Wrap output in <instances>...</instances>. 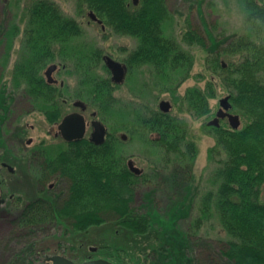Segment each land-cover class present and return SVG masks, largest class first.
Listing matches in <instances>:
<instances>
[{"label":"trees","instance_id":"obj_1","mask_svg":"<svg viewBox=\"0 0 264 264\" xmlns=\"http://www.w3.org/2000/svg\"><path fill=\"white\" fill-rule=\"evenodd\" d=\"M236 1L247 24L243 33L221 42L208 29L206 37L188 19L182 36L188 45L204 48L210 40L215 41L209 62L215 73L219 71L223 86L230 92L231 109L247 119L238 128L227 124L208 127L215 138L212 150L224 156L211 172L208 179L212 188L200 195L199 214L185 232V254L191 264H264V0ZM75 2L79 13L93 11L113 31L138 38L128 61L132 67L150 65L156 84L172 91L177 107L200 117L211 112L209 98L216 95L215 82L204 89L190 86L184 94H174L190 76L195 56L174 33L175 16L167 0H139L138 4L133 0ZM22 19L23 27L16 17L6 24L0 22V44L5 42L0 61L3 66L11 56L15 37L19 34L23 37L12 68L11 90L6 93L0 87L1 129L13 112L10 104L16 91L30 108L45 113L48 122L60 121L63 105L44 75L47 64L58 57L54 44L59 43L64 45V55L59 57L65 60L68 55L75 63L69 73L75 75L77 84L70 89L69 100L84 99L112 132L101 144L85 136L55 143L44 140L31 150V158L37 155L42 177L39 182L47 187V182L55 178L58 190L26 201L18 195L16 200L23 201L19 210L13 213L5 209L6 219L18 231L0 242L6 244L4 251L7 250L3 251L0 264H43L45 255L36 249V242L52 230L87 231L113 221L136 235L147 234L153 226L152 214L147 209L145 192L140 198L138 190L150 182H161L160 176L164 180L176 172L168 174V170L157 167L150 173L134 172L125 160L122 142L115 131L126 130L134 137L160 146L169 155L168 161L174 163L186 155L192 159L197 153L195 141L187 139L188 121L171 111H158L150 102H122L115 98L109 75L97 72V57L103 49L80 40L85 33L81 22L64 13L54 0H32L24 8ZM226 55L237 57L223 62ZM151 133L158 135L152 138L148 136ZM186 176L190 177V171ZM215 215L230 238L219 241L214 252L208 253L209 263L205 251L200 249L207 240L199 231ZM15 233L20 237L18 247L12 246ZM103 247L111 249L107 245ZM111 250L120 262L117 264H136L126 249ZM63 254H67L65 249ZM147 259L146 254L145 264H168L156 249L152 250L150 261Z\"/></svg>","mask_w":264,"mask_h":264},{"label":"rangeland","instance_id":"obj_2","mask_svg":"<svg viewBox=\"0 0 264 264\" xmlns=\"http://www.w3.org/2000/svg\"><path fill=\"white\" fill-rule=\"evenodd\" d=\"M31 1L0 0V22L6 24L10 19L16 17L20 27H23L22 16L24 8ZM54 1L64 13L74 16L82 23L85 33L80 37V40L84 43H91L94 47H101L105 53H109L119 60H122L138 44L139 40L136 36L117 33L109 26H106V30H103L100 24L91 20L87 13L88 10H85V13L77 11L75 0ZM167 2L175 16V35L183 42L185 48L191 50L195 56L190 76L175 90L174 94L182 95L190 86H198L204 89L207 85L210 87V84L215 82L217 84L216 95L209 98L211 112L207 117H200L190 113L184 107H177L173 102L170 89L165 88L164 90L160 88L161 84L157 85L155 78L148 79V69L143 73L139 72V80L134 81L131 78L123 85L118 86L115 90V95L122 102H127L128 100H132L134 103L149 101L154 104L155 108L159 106L161 99L171 100V112L177 117L179 116L188 121L189 132L187 139L196 142L197 153L192 159L186 155L172 163L171 160L168 161L169 155H166L165 150L160 146H154L151 142L143 141L139 137L133 136L134 138H131V135L126 130H116L118 131H115L117 135H121L122 132L128 134V137L122 141L126 162L131 157L136 165L143 168L144 172L147 173L154 172L155 167L160 170H168L166 172L168 174L176 172L175 175L167 176L164 180L160 176L158 181L161 182H150L138 190V196L141 198L143 192H145L144 196L148 200L147 209L151 212L153 219L151 230L145 235H136L130 230L123 228L118 222L113 221L91 227L87 231L59 233L57 230H50L51 232L41 235L36 242V249L41 250V253L45 256L56 253L63 254L65 249L67 253L65 255L75 258L76 260H74L77 263L92 258H106L117 264L120 262L113 255L111 249L123 248L134 258L136 264H145L143 257L147 254V261H150V254L153 249H156L162 258L167 259L168 264H191L190 257L185 254L187 243L185 232L191 229L192 221L199 214L198 202L200 195L207 189L212 188V184L208 179L211 172L218 165V160L224 156V154L212 150L215 146V138L206 129L205 123L210 119L211 113L216 112L220 106V99L230 95V92L223 86L219 71L215 73L211 62H209V55L216 45L213 43L215 41L210 40L207 48L199 45L191 46L182 40L183 31L189 19L206 37L208 29L219 40H222L221 42H224L229 37L232 38L237 34L243 33L247 29V24L236 0H167ZM19 41L20 35L15 38V45L6 66H3L0 62V87H4L2 91L10 90L12 86V68L16 58H18ZM4 53V46L0 44V61H2ZM236 57L226 55L222 60L223 62H228ZM98 71L102 74L106 73L101 67L98 68ZM58 75L60 79L69 82L71 88L76 86L77 79L74 74L60 71ZM144 80L148 81L146 85ZM14 99L10 104L13 112L4 121L6 124L2 126V129L0 126V162L6 161L14 169L11 172L5 167L0 168L3 195L6 198L9 195L14 196L12 198L9 197L0 205V242L6 237H10L13 232L18 231V228L10 220L6 219L5 209L16 213L24 200L26 201L37 195L48 196L47 192L45 190L43 192L41 189L43 186L39 184V180L42 178L40 176V167L38 159L30 157L31 150L34 149L36 144L44 140L52 143L59 141V137L54 134L56 130L53 131V128L51 129V124L43 114L31 111L30 106L19 92H16ZM68 105L69 107L71 106V100ZM93 109L95 108L91 107L88 109V118H90V112ZM232 112L235 111L232 110ZM222 122L223 124L227 123L226 120ZM246 122V117L242 115L241 126ZM32 125L33 128H31ZM107 127L111 130L109 125ZM91 129V127H88L87 137ZM148 136H151V134ZM30 137L33 138V142L27 144L26 140ZM187 171H190L189 178L186 176ZM51 180L54 179L52 178L49 181ZM18 195L22 197L23 201L18 202L16 200ZM262 200L264 201V184L262 186ZM199 234L204 240H207L205 241L206 244L203 243L201 245L200 249L205 251V257L209 263L208 253L210 251L214 252L220 243L219 241L225 242L230 238L216 215L204 223ZM15 235L12 246L18 247L20 237L16 233ZM212 243V247L207 248ZM4 245H0V261H2L4 256L3 251L6 244ZM71 245L74 246V249L71 248ZM105 245L111 249H104L103 246ZM91 246L97 248L91 250Z\"/></svg>","mask_w":264,"mask_h":264},{"label":"flooded vegetation","instance_id":"obj_3","mask_svg":"<svg viewBox=\"0 0 264 264\" xmlns=\"http://www.w3.org/2000/svg\"><path fill=\"white\" fill-rule=\"evenodd\" d=\"M139 3V1L137 2V3H134V4H138ZM89 12V11H88ZM74 17V16H73ZM75 18V17H74ZM77 19V18H76ZM78 20V19H77ZM91 20H93V21H95V22H97L98 24H100V26H101V28L103 29V30H106V24L103 22V21H98V20H95V19H93V18H91ZM79 21V20H78ZM80 22V21H79ZM82 24V23H81ZM20 35V41H19V48H20V46H21V43H22V41H21V39L23 38L22 37V34H19ZM131 35V34H130ZM16 38V37H15ZM77 40V39H76ZM76 42V41H75ZM74 42V43H75ZM77 44H80V42H76ZM3 46H4V50H5V42L4 43H1ZM14 45H15V40H14ZM138 45V44H137ZM137 45H136V47H137ZM54 47H55V50H56V53H57V59L56 60H54V61H52V62H50L49 64H47V66L45 67V69H44V75H45V77H46V82L48 83V84H50L51 85V87H53V90H55L56 89V94L58 95V100H60L61 101V103H62V105H63V116L61 117V119L66 115V114H68V113H70V112H73V111H81V109L78 107V106H75L74 105V101L75 100H77V99H82V98H73L72 100H71V106L69 107V99H70V97H69V92H70V89H71V84L69 83V82H66V81H64L63 79H60L59 78V75H58V73L60 72V71H63V72H66V73H68L69 74V70L70 69H74V67H75V63H74V61L68 56V55H66V58H65V60H62L60 57H59V55H64V45H60L59 43H55L54 44ZM135 47V48H136ZM97 49H101V47H96ZM135 48H133L132 50H130L127 54H126V56L124 57V58H122V60H119V59H116L115 57H113L111 54H109V53H105L104 51H103V53L101 54V56L100 57H97V72H99L98 71V68H103L104 66H105V68L107 69V71L105 70V72H107V73H104V74H108L109 75V77H110V79H111V81H112V84H113V87H114V89H113V95L115 96V98H117L118 100H119V98L115 95V90H116V88L118 87V86H120V85H123L126 81H129L131 78L134 80V81H137V80H139L138 79V75H139V72L140 73H143V72H145L147 69L149 70V75H148V79H152V78H154V75H153V73L151 72V67H150V65H148V64H142V65H139V66H134V67H132V65L130 64V62L128 61V57H129V55L131 54V52L135 49ZM19 51V50H18ZM12 52V51H11ZM107 56H111L112 58H114L115 60H117V61H119V62H121V64L123 65V67H124V78H123V80L122 81H120V82H117L116 80H114L113 79V73H112V71L108 68V66H107V63H106V60H107ZM131 61V60H130ZM53 63H55V64H57V67L55 68V69H53V73H52V75H53V77L56 79V80H54V81H49L48 80V77H47V75H46V69H47V67L49 66V65H51V64H53ZM70 65H72L71 67H70ZM103 66V67H102ZM100 73V72H99ZM100 74H102V73H100ZM144 83H145V85L148 83V81H146V80H144ZM144 83L143 82H141V84L142 85H144ZM12 87V86H11ZM10 87V88H11ZM11 90V89H10ZM10 90H7V91H5L4 90V92H9ZM17 92V91H16ZM16 92H14L15 94H16ZM13 93V98H15V94ZM15 100V99H14ZM82 100H84V99H82ZM163 99H161L160 100V102L162 101ZM169 100V99H168ZM85 101V100H84ZM171 101V100H170ZM128 102H133L132 100H128ZM146 103H148L149 101H145ZM145 102H137V103H145ZM160 102H159V106L156 108V110H158V111H162V112H165V111H163L161 108H160ZM134 103V102H133ZM172 103V102H171ZM67 107V108H66ZM220 107V106H219ZM219 107H218V109H219ZM91 107L87 104V108H86V110H84L83 111V113H84V115H85V117H86V120H87V131H88V127H91L92 128V126H91V121L94 119V118H99V116H98V114H96L95 116L93 115V112L94 111H96V109H93V110H91V112H90V118H88L87 117V111H88V109H90ZM67 109V110H66ZM218 109L216 110V112L218 111ZM31 111H34V112H38V113H41V114H43L44 115V117L46 118V115H45V113H43L41 110H39V109H37V108H31ZM228 111L229 112H231V110H230V108L228 109ZM216 112H214V113H211V117H210V119L208 120V122H206L205 123V127H206V129H208V127H212V126H220L221 124H223V122L222 121H224V120H226L227 121V125H229V121H228V117H224V118H220L219 119V123H218V125H215V124H209V121L210 120H212L215 116H216ZM98 113V112H97ZM197 116V115H196ZM179 117V116H178ZM206 117H207V115H206ZM179 118H181V117H179ZM60 119V120H61ZM46 120H47V118H46ZM60 122V121H59ZM59 122H56V123H50L51 124V129L53 130V131H55V136L56 137H59L58 139L59 140H65L64 138H63V136L61 135V132L59 131V129H58V124H59ZM31 128H33V125L31 126ZM50 129V130H51ZM49 130V131H50ZM92 130V129H91ZM52 131V132H53ZM112 131L111 130H107V132H106V138H107V136H109V134L111 133ZM116 132H118V131H116ZM115 132V136L122 142V141H124V139H126L127 137H128V134L127 133H125V132H122L121 133V135H117V133ZM91 133V132H90ZM90 133H89V137H90ZM130 135H131V133L130 132H128ZM87 135V134H86ZM158 135V133H151V136L150 137H152V138H154L155 136H157ZM131 138H134L132 135L130 136ZM30 138H32V137H30ZM106 138H105V140H106ZM65 141H68V140H65ZM73 141V140H72ZM194 141V140H193ZM33 142V138H32V140L30 141L29 139H27L26 140V143L27 144H30V143H32ZM196 143V142H195ZM40 144L41 143H38V144H36L34 147H36V146H40ZM42 146V145H41ZM35 154V153H34ZM35 158H37V155H35L34 156ZM131 158V157H130ZM129 158V159H130ZM129 159L127 160V163L129 162ZM129 165V164H128ZM3 168V167H5V168H7V169H9L11 172H13L14 171V169H13V167L11 166V165H9L6 161H1L0 162V168ZM130 167V166H129ZM131 169V168H130ZM142 172H144V170H143V168H141V173ZM140 174V173H139ZM54 180H51V181H49V183L47 184V187L45 186V185H43L42 183H40L39 182V184L40 185H42L43 187L41 188L42 190H43V192H44V190L47 192V194L49 195L50 193L52 194L54 191H57L58 190V181L55 179V178H53ZM1 184H0V186L2 185V182H0ZM1 193H2V195H3V189H2V186H1ZM4 196V195H3ZM5 197V196H4ZM9 197H14L13 195H9ZM8 197V198H9ZM8 198H6L5 197V199L7 200ZM43 262H45V258H44V260H43Z\"/></svg>","mask_w":264,"mask_h":264},{"label":"water","instance_id":"obj_4","mask_svg":"<svg viewBox=\"0 0 264 264\" xmlns=\"http://www.w3.org/2000/svg\"><path fill=\"white\" fill-rule=\"evenodd\" d=\"M139 0H133L134 3H137ZM89 15L98 21H102L97 17V15L90 11ZM108 68L113 73V79L117 82H120L124 78V67L121 62L115 60L111 56H107L106 60ZM57 67V64L53 63L49 65L46 69V75L49 81L56 80L52 73L53 69ZM74 105L78 106L81 111H73L66 114L58 124V129L61 132V135L68 141L81 139L85 136L87 132V120L83 113L87 108V103L82 99H77L74 101ZM172 107V103L168 99H163L160 102V108L168 112ZM231 107L230 95H226L220 99V107L216 112V116L209 121V124L218 125L219 119L228 117L229 123L232 128H238L241 124V118L239 113L229 112L228 109ZM96 111L93 112L95 116ZM92 131L90 133V140L96 144H101L105 141L106 132L108 130L106 124L99 118H94L91 121ZM31 141L32 138H29ZM130 168L137 174L141 173V168L135 164V161L131 158L128 162ZM5 202V197L1 193L0 188V205ZM97 247L92 246L91 250H95ZM43 264H116L115 262L108 260L106 258H92L84 260L80 263L75 262L73 259L69 258L65 254H51L46 255L45 262Z\"/></svg>","mask_w":264,"mask_h":264}]
</instances>
